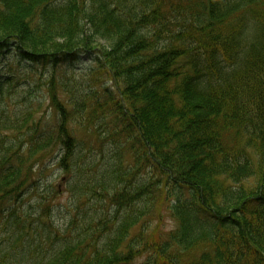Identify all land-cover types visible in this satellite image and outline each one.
I'll return each instance as SVG.
<instances>
[{
    "label": "trees",
    "instance_id": "trees-1",
    "mask_svg": "<svg viewBox=\"0 0 264 264\" xmlns=\"http://www.w3.org/2000/svg\"><path fill=\"white\" fill-rule=\"evenodd\" d=\"M10 51L48 69L55 117L0 121V213L53 155L83 172L81 126L118 158L98 179L112 215L30 264H264V0H0ZM82 55L85 93L55 75ZM13 79L0 66V101ZM164 203L174 227L155 239Z\"/></svg>",
    "mask_w": 264,
    "mask_h": 264
},
{
    "label": "rangeland",
    "instance_id": "rangeland-1",
    "mask_svg": "<svg viewBox=\"0 0 264 264\" xmlns=\"http://www.w3.org/2000/svg\"><path fill=\"white\" fill-rule=\"evenodd\" d=\"M93 64L87 55H82L73 63L58 66L55 75L65 89L85 93L88 90L89 73L95 67ZM0 66L15 78L12 81L13 89L7 93L5 90L4 99L0 101V121L6 116L11 121H17L24 113L31 112L29 123H39L42 130L47 129L55 117L46 95L48 69L19 63L16 54L11 51L0 57ZM65 97V93L60 94L61 99ZM83 128L81 126L75 134L79 142H85L82 153L85 161L81 164L83 172H75L72 176L64 173L57 166V159L53 155L35 168L32 179L23 189L25 195L9 201L12 205L7 204V208L0 213V257L8 254L6 261L16 258L18 262L21 260V264H30L41 258L47 260L62 244L81 235L83 229L93 227L97 218L112 215L114 209L108 199L99 198L100 195L110 196L111 185H106V192H103L98 187V179L106 171L114 169V164L118 162L116 149L109 144L101 146ZM125 145V142L119 145L121 152ZM131 156V152L122 153L120 161L124 167L131 162ZM77 180L86 181L87 186L78 184L75 182ZM111 181L104 177L99 182L108 184ZM167 207L168 204L164 203L162 218L157 217L152 221L151 232L156 230L153 234L155 239L165 237L174 227ZM44 211L46 213L42 215ZM156 215L159 216V212ZM143 254L129 264H143Z\"/></svg>",
    "mask_w": 264,
    "mask_h": 264
},
{
    "label": "bare ground",
    "instance_id": "bare-ground-1",
    "mask_svg": "<svg viewBox=\"0 0 264 264\" xmlns=\"http://www.w3.org/2000/svg\"><path fill=\"white\" fill-rule=\"evenodd\" d=\"M35 168H37V166L34 167V171H35ZM15 195H17L18 197L17 198H11L9 200H7V202H4V204H8V206H11L12 204H9L8 202L11 201V200H17L18 198L22 197L23 195H25V193L23 191H17L15 193Z\"/></svg>",
    "mask_w": 264,
    "mask_h": 264
}]
</instances>
